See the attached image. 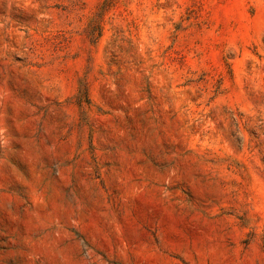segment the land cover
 <instances>
[{
  "label": "rangeland",
  "instance_id": "374dc122",
  "mask_svg": "<svg viewBox=\"0 0 264 264\" xmlns=\"http://www.w3.org/2000/svg\"><path fill=\"white\" fill-rule=\"evenodd\" d=\"M0 264H264V0H0Z\"/></svg>",
  "mask_w": 264,
  "mask_h": 264
}]
</instances>
